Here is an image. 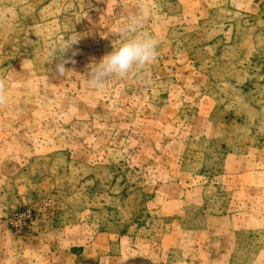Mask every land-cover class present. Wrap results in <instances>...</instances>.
Instances as JSON below:
<instances>
[{
	"label": "rangeland",
	"instance_id": "obj_1",
	"mask_svg": "<svg viewBox=\"0 0 264 264\" xmlns=\"http://www.w3.org/2000/svg\"><path fill=\"white\" fill-rule=\"evenodd\" d=\"M144 2L151 85L98 91L137 0H0V264H264V0Z\"/></svg>",
	"mask_w": 264,
	"mask_h": 264
},
{
	"label": "clouds",
	"instance_id": "obj_2",
	"mask_svg": "<svg viewBox=\"0 0 264 264\" xmlns=\"http://www.w3.org/2000/svg\"><path fill=\"white\" fill-rule=\"evenodd\" d=\"M150 19V8L144 0H137V10L128 17L126 23L118 28L115 33L119 36L120 43L113 46V50L104 55L99 62L92 61L88 65V86L92 89L103 91L107 84L114 79H126L134 75L145 86H150L152 81L147 68L158 58L161 40L144 31ZM77 34L69 36L62 47L58 48L60 62L54 67L58 77H66L69 70L65 65L74 63L71 58H64V54L79 43ZM77 53L72 52L75 56ZM52 57V58H53ZM8 103L6 82L0 78V108Z\"/></svg>",
	"mask_w": 264,
	"mask_h": 264
},
{
	"label": "crops",
	"instance_id": "obj_3",
	"mask_svg": "<svg viewBox=\"0 0 264 264\" xmlns=\"http://www.w3.org/2000/svg\"><path fill=\"white\" fill-rule=\"evenodd\" d=\"M230 218H232V217L230 216Z\"/></svg>",
	"mask_w": 264,
	"mask_h": 264
}]
</instances>
